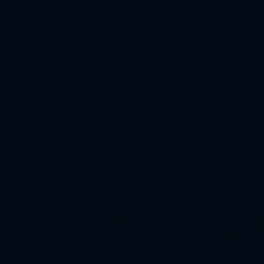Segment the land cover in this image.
<instances>
[{
  "label": "water",
  "instance_id": "obj_1",
  "mask_svg": "<svg viewBox=\"0 0 264 264\" xmlns=\"http://www.w3.org/2000/svg\"><path fill=\"white\" fill-rule=\"evenodd\" d=\"M0 264H264V0H0Z\"/></svg>",
  "mask_w": 264,
  "mask_h": 264
}]
</instances>
